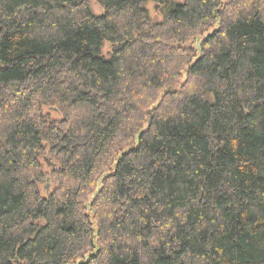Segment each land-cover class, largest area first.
Here are the masks:
<instances>
[{"label": "trees", "instance_id": "16d2710c", "mask_svg": "<svg viewBox=\"0 0 264 264\" xmlns=\"http://www.w3.org/2000/svg\"><path fill=\"white\" fill-rule=\"evenodd\" d=\"M95 1L0 0V264H264V0Z\"/></svg>", "mask_w": 264, "mask_h": 264}, {"label": "rangeland", "instance_id": "374dc122", "mask_svg": "<svg viewBox=\"0 0 264 264\" xmlns=\"http://www.w3.org/2000/svg\"><path fill=\"white\" fill-rule=\"evenodd\" d=\"M90 6L93 10L94 13H101L102 9L101 7L97 4V2L95 0H90ZM149 8L151 10V14H155L154 10L152 9L151 5H149ZM206 33H201V32H197L192 38H190L186 45L187 46H192L195 47L198 43V41L205 36ZM110 49V46L108 43L105 44L103 52L107 53V51ZM43 164H44V169L45 171H50L51 168H56L58 166V162L57 160L51 156L48 152L45 153L44 157H43ZM51 186L47 185L46 187L41 186V192L42 194H46V192H48L50 190Z\"/></svg>", "mask_w": 264, "mask_h": 264}]
</instances>
